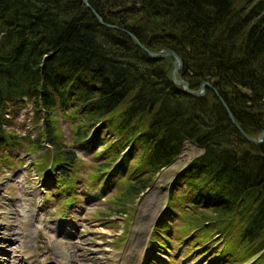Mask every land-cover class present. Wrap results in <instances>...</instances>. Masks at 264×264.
<instances>
[{
  "label": "trees",
  "instance_id": "obj_1",
  "mask_svg": "<svg viewBox=\"0 0 264 264\" xmlns=\"http://www.w3.org/2000/svg\"><path fill=\"white\" fill-rule=\"evenodd\" d=\"M87 4L116 28L99 24L81 0H0V161L6 164L8 146L15 145L39 152L35 168L42 172L48 150L50 180L57 190L70 192L64 199L69 204L79 170L74 150L60 141V119L71 125L72 144L109 131L99 153L106 160L91 171L98 176L137 146L135 176L115 198L124 204L192 140L202 154L175 178L181 189L171 188L164 211L179 218L191 236H202L203 246L218 243V256L226 251L230 263L239 255L256 256L248 264H264V137L259 144L246 140L210 88L200 97L185 93L160 68L166 59L169 66L170 57H149L125 32L152 52L177 54L178 73L189 88L209 83L253 138L264 130V0ZM26 104L35 133L20 135L11 115ZM87 179L93 181L92 175ZM186 201L195 202V210L183 206Z\"/></svg>",
  "mask_w": 264,
  "mask_h": 264
},
{
  "label": "rangeland",
  "instance_id": "obj_2",
  "mask_svg": "<svg viewBox=\"0 0 264 264\" xmlns=\"http://www.w3.org/2000/svg\"><path fill=\"white\" fill-rule=\"evenodd\" d=\"M167 61V59L164 60L165 68ZM162 71L166 73L164 68ZM207 88L219 95L215 88ZM205 94H208L206 88L202 96ZM29 109V104L23 105L14 119L12 118V129L20 135L27 132L35 133L30 129L31 125L26 117V112L29 116ZM70 130V123L67 125L60 119V133H58L61 135L60 141L72 145V150H75L78 156L75 165L79 170L77 173L79 177L76 176V184L73 188L75 193L67 206L62 204V200L70 192L57 190L55 188L57 186L52 182L47 183L48 179L50 180L49 174L46 177L36 170L37 153L34 154V159L27 149L15 145L8 146L10 158L6 164L0 161V264H63V258L66 256L70 259L68 264H115L110 257L112 253L124 255L125 264H132L139 254L137 258L142 259H138V262L135 261L133 264L230 263L231 255L226 251L221 254L225 260L219 262L215 254V252L219 254V250L212 247L211 240L207 242V246H203L204 242H201L203 238L199 234L189 236L188 234L192 233L184 228L175 230L179 223V218L175 216L177 223L170 220L166 228L161 230L164 235L169 232L166 236L168 238L160 236L157 240L158 245L151 241L152 247L149 249L144 247L145 241L148 240L156 224L155 218L160 207L164 201L167 202L168 198L164 196V191L159 192L158 188H152L147 192L139 193L124 204L118 203L115 198L119 186L110 187L109 185L115 179L113 178L114 169L108 173L111 175L108 179H104L105 174H102L98 180V176L92 172L95 169L94 165L105 159L102 154H99L103 142L101 138H104L109 131H100L99 135L92 134L86 142L73 146ZM256 138L258 135L253 137V139ZM183 145L180 155L186 148L183 154L190 156V159L181 167H185L192 158L202 152L200 147L188 141ZM134 147L131 158L138 153L135 150L137 146ZM43 154L46 164L42 165V168L46 165L50 168L52 162H49V151L44 150ZM180 161L183 162L182 159ZM169 167L171 165L161 169L153 180ZM51 171H53L51 176L57 178L56 170ZM89 175H92L93 181H99L98 186L91 185L93 181H85L84 178L87 179ZM128 175L122 173L121 177ZM161 179L164 185L163 176ZM171 188L173 192H179L180 182L169 189ZM53 189L54 191L51 192ZM201 200H203L202 197H196V202ZM164 221L161 222L162 226ZM174 230L177 231L176 234ZM186 238L190 240L187 241ZM233 259L230 264H241L244 260L247 261L246 264L253 263L250 261L251 258L240 260L239 255H234Z\"/></svg>",
  "mask_w": 264,
  "mask_h": 264
},
{
  "label": "water",
  "instance_id": "obj_3",
  "mask_svg": "<svg viewBox=\"0 0 264 264\" xmlns=\"http://www.w3.org/2000/svg\"><path fill=\"white\" fill-rule=\"evenodd\" d=\"M82 3L85 5V7H87L91 12L92 14L94 15V17L96 18V20L100 23V24H103L107 27H110V28H116L115 26L113 25H109V24H104L102 21H101V18L88 6L87 4V0H81ZM126 32V31H125ZM127 35L134 41V43L139 47L141 48L149 57L153 58V59H160V58H163V57H170V66H171V70H170V76H171V80L174 84L176 85H181L184 92L187 93V94H190L192 96H195V97H200L203 95V91H204V88L206 87H210V84L205 82V81H201L200 84H199V89L198 91H192L189 89V85H188V82L184 79H182L180 76H178L177 78H175V73L182 68V62H181V58L175 54L173 51L169 50V49H160L159 51H156V52H152V51H149L147 50L146 48L143 47V45H141L139 43V41L133 36V34L131 33H128L126 32ZM163 65L161 64L160 67H162ZM169 68L165 69V72H167ZM214 95L218 98L221 106L223 107L224 111H225V114L229 120V122L234 126V128L246 139L248 140L249 142L253 143V144H258L262 141L263 139V136H264V130L260 131L259 134H258V138L257 139H253V138H250L245 132H243L241 130V128L238 126V124L235 122L233 116L231 115V112L230 110L227 108L226 104L224 103V101L222 100V98L215 92ZM191 143V142H190ZM172 167V166H171ZM169 168L167 170L170 171V169H173V168ZM167 170H164L161 174L164 175L165 172ZM160 174V175H161ZM162 177V176H161ZM164 177V176H163ZM159 180V178H157L153 185L150 186L149 188H146L145 189V192L149 191L150 189L152 188H158L159 190H163L165 189L166 187H163L162 185H155L156 181Z\"/></svg>",
  "mask_w": 264,
  "mask_h": 264
},
{
  "label": "bare ground",
  "instance_id": "obj_4",
  "mask_svg": "<svg viewBox=\"0 0 264 264\" xmlns=\"http://www.w3.org/2000/svg\"><path fill=\"white\" fill-rule=\"evenodd\" d=\"M99 23V22H98ZM100 24V23H99ZM126 32H128V31H126ZM129 33V32H128ZM141 45H142V43H141ZM143 47L144 48H146L145 47V45H143ZM147 49V48H146ZM148 50V49H147ZM150 51V50H149ZM179 86H181V85H179ZM182 87V86H181ZM210 87H211V85H210ZM206 88V87H205ZM199 89V88H198ZM194 91V90H193ZM198 91V90H197ZM186 141H188V142H191V144H195V145H197L198 146V144L196 143V142H194V141H192V140H185V142ZM183 147H184V145H183ZM183 147H182V149H183ZM199 147V146H198ZM201 148V147H200ZM182 149H181V151H182ZM202 149V148H201ZM186 150V148L183 150V152ZM181 151H180V153H181ZM183 152H182V154L180 155V153L172 160V162L170 163V165L171 166H175L176 168H179V167H181L183 164H184V162H187L189 159H190V156H184V154H183ZM194 154V153H193ZM202 154V152L199 154V155H201ZM184 156V159H183V156ZM198 155V156H199ZM197 157V156H196ZM196 157H194V158H196ZM194 158H192L189 162H191ZM183 160V162L182 161H180V160ZM188 162V163H189ZM187 163V164H188ZM169 165V166H170ZM168 166V165H167ZM185 166H187V165H185ZM170 168V167H169ZM174 170V168L173 169H170V171L169 170H167L166 172H165V174L164 175H160L158 178H162L161 176H164L163 178V181H165L164 182V185L167 183V181L169 180V178L171 177V175L173 174L172 173V171ZM157 180L156 181V183H155V185H162V182H161V180ZM164 185H162V186H164ZM159 192H162V190L160 189L159 190ZM164 194V193H163ZM212 245V244H211ZM146 246H147V243H146ZM139 248V247H138ZM140 255V254H139ZM139 255L137 256V254H136V256L137 257H139ZM130 256V255H129ZM110 257H112L113 259V261H115V264H125V262H124V255H121V253L119 254V253H112V255L110 256ZM135 258L134 260H133V262H132V264L136 261V263L138 262V259H140L141 260V258ZM129 258V257H128ZM69 256H66V257H64L63 258V264H68L69 263Z\"/></svg>",
  "mask_w": 264,
  "mask_h": 264
}]
</instances>
